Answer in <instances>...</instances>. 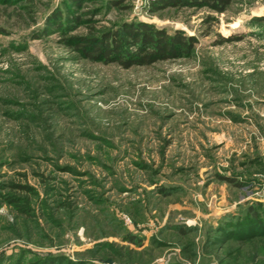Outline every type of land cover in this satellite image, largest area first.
<instances>
[{"label": "rangeland", "instance_id": "obj_1", "mask_svg": "<svg viewBox=\"0 0 264 264\" xmlns=\"http://www.w3.org/2000/svg\"><path fill=\"white\" fill-rule=\"evenodd\" d=\"M171 1L0 0V264H264V0Z\"/></svg>", "mask_w": 264, "mask_h": 264}, {"label": "trees", "instance_id": "obj_2", "mask_svg": "<svg viewBox=\"0 0 264 264\" xmlns=\"http://www.w3.org/2000/svg\"><path fill=\"white\" fill-rule=\"evenodd\" d=\"M73 2L75 0H72ZM164 1V0H161ZM169 1V0H168ZM221 12L229 0H204ZM181 3V0L171 1ZM58 24V23H57ZM125 36H118L115 32L105 34L94 42L86 41L78 47L92 60H103L105 63L117 61L124 67L135 64H150L156 59H168L178 54L188 52L192 42L179 32L167 33L151 24L126 25L123 27ZM135 47L136 51L130 54L126 49ZM255 214V213H254Z\"/></svg>", "mask_w": 264, "mask_h": 264}]
</instances>
